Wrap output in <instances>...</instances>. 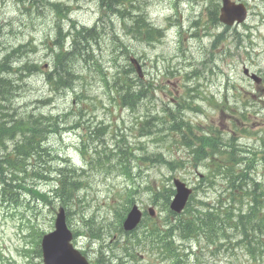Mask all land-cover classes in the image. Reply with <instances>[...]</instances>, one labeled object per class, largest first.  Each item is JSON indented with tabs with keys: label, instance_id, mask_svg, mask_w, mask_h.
<instances>
[{
	"label": "rangeland",
	"instance_id": "rangeland-1",
	"mask_svg": "<svg viewBox=\"0 0 264 264\" xmlns=\"http://www.w3.org/2000/svg\"><path fill=\"white\" fill-rule=\"evenodd\" d=\"M53 3L66 6L67 16L56 14ZM118 3L131 10V21L140 16L144 22L134 26L129 18L122 21L99 0H0V79L14 83L13 95L6 94L10 102L3 103L6 112L15 118L42 116L48 127L54 125L48 116L59 117L58 131L51 128L42 139L45 152L26 162L46 169L40 174L43 178L27 171L10 180L5 168L6 184L0 179V264H42L41 241L54 230L61 205L54 200L55 189L61 173L71 178L69 170L75 171L82 185L66 206L70 229L75 247L92 263L166 264L148 241L149 220L132 236L121 227L130 197L148 215L154 208L156 222L165 224L171 214L162 197L174 190L175 178L194 188L191 212L205 214L222 206L230 209L234 222L249 211L247 196L240 204L245 192L258 190L264 195V0L244 2L248 19L235 27L219 21L221 0ZM36 5H43L45 14L36 12ZM115 5L111 1L109 7ZM81 26L96 30L90 45V38L85 40L87 36L78 32ZM66 50L78 58L65 61ZM13 51L12 71L6 72L1 65ZM130 56L140 60L143 80L130 64ZM58 58L71 75L60 84L55 78L45 80L55 72ZM25 64L40 72L22 77L17 71ZM244 68L262 82L256 84ZM116 83L134 86L130 94L135 97H147L138 106H125L116 101V92L126 95L122 86L115 89ZM105 127L99 139H89ZM189 129L210 136L216 146L212 134L220 136L230 146L238 162L220 154L214 159L226 161L230 180L223 179V172L211 174V156L201 159L191 153L189 147L196 141L188 139ZM22 139L19 133L15 141L0 147L2 165ZM125 160L129 175L122 168ZM232 171H239L238 176ZM232 184L241 187L235 200L230 197ZM30 188L44 193L48 202ZM233 224L230 218L220 223L221 230L212 238L202 233L196 241L177 238L181 261L167 264H264V253L257 259L251 253L257 249L255 244L264 243V232L260 236L253 231V240L250 226L245 232L250 234L244 235Z\"/></svg>",
	"mask_w": 264,
	"mask_h": 264
},
{
	"label": "trees",
	"instance_id": "trees-1",
	"mask_svg": "<svg viewBox=\"0 0 264 264\" xmlns=\"http://www.w3.org/2000/svg\"><path fill=\"white\" fill-rule=\"evenodd\" d=\"M111 1H115V0H101V4L106 5L109 8ZM57 11H59V9ZM142 22H144V19L142 17L137 19L138 24ZM85 30L86 29L84 27H81V29H79L78 32H80L81 35L90 37V40H91V35L93 33H90L88 35L86 34L88 32ZM92 31L94 32L96 30L91 29L90 32ZM80 34L78 35V38L76 40L80 38L81 36ZM84 39L86 40V37H84ZM75 44H77V41H75ZM16 53L18 54V52ZM63 54L65 56L64 58L65 61L68 60L67 58H78V56L76 57L74 52H66ZM63 54H60V56H62ZM10 57L14 58L15 52H13V54H11ZM10 57L6 58L7 62L9 60L8 58ZM60 60L61 59L58 58V62L55 64V67L58 68V70H56L57 75L53 73L49 75L48 77L50 82H53V78H55L58 81L57 84L66 82L68 77L71 78V75L68 69L63 70L61 68L63 64ZM7 62L4 61L1 66L4 67L6 72H8L10 69L12 71V68L9 65L10 60L8 63ZM26 69H28V66L23 67L21 70L17 72L22 74L23 70H26ZM31 69L34 71V73L38 70L37 67H31ZM0 70H1V67H0ZM2 80L3 79H0V95L3 96L0 99V147H6V142L8 140L15 141V138L18 137L19 133H21V135L23 136V139L20 142L18 141L15 142L14 151L10 154L5 155L6 158L3 160V165L1 164L2 161L0 160V175H1L0 179L5 185L6 180L3 178L4 173H5V168L7 169V171H10V175H11L10 180H13L14 177H17V175L20 172L25 173L29 171V168H31L29 172H33L36 170V167L27 165L26 162L30 158H35L38 155H42L45 152L44 145L41 143L43 142L42 139L45 138V134L48 133L49 129L55 128V130L58 131L57 126L59 123V117H54V118H52L51 116L47 117L48 119L51 120V122H54V123H51V124H54L51 127L50 126L48 127L44 123H42L39 120L40 118L38 116H35L34 114L25 115V116H22L21 118H14L12 115H10V113L6 112L8 109L5 107V105H3L4 102H7L6 94H8L9 98L10 96L13 95V92L11 90L12 89L11 83L13 84V82H10V80L8 81H4V80L2 81ZM121 86H122L121 88L122 91H125L126 95L122 96L121 91L116 92L117 93L116 101L118 102L121 101L123 105L125 106L131 107L134 104L138 106V104L147 97L146 95L143 97L133 98L135 96L130 94V92L134 88V86H128L127 84L119 85L118 83H116L115 89L117 88L120 89ZM125 87H128L129 90H126ZM148 99L155 100V97L154 95H148ZM8 102H10V99ZM81 117H82V114H81ZM146 124L148 125L149 123H146ZM106 128L107 127L100 130L98 134H96V131H95L94 133L95 135H93L92 133L89 139L90 140H94L96 138L99 139L100 138L99 136H102L103 134H105ZM189 134L190 135L188 136V139L196 141L195 144H191L189 147V150L191 151L192 154H194V156L199 155V156H202L201 159H203L205 156L209 155L212 157V161H214L215 156L220 154L223 156L224 155L228 156V160L233 161L235 163L240 160L237 158V155L235 153L233 154L231 151H229L230 146L227 143L225 142L222 143V137L212 134V136H214L218 142L217 143L218 145L216 146L215 140H213V138H211L210 136L201 137L199 135H196L194 134L193 129H189ZM207 149L211 151L208 152ZM252 162H255V161L253 160ZM127 163H128V160H125V163L122 164V168L129 175L130 171L127 166ZM101 167H104V166L101 165ZM251 167L252 166L250 165L249 168L251 169ZM21 168H24V169L20 170ZM68 172H71V175H72L71 178L68 179L65 177L64 173H61V175L63 176H61V179L59 180L58 188L55 189V193L53 196L54 200L58 199L61 202V205L64 207H66L68 203H70L71 201L75 199L76 197L75 191L77 189H80V186H82L79 179H76L75 175L73 174L75 171L69 170ZM218 172L225 173L226 176H224L223 179L227 181V178H228L230 180V176L229 175L227 176L228 165L226 164L225 160L220 161V162H215V161L212 162L211 174L216 176L215 173H218ZM58 174H60V172ZM232 174H234V177H237L239 174V171H236V172L232 171ZM243 174H246V172L243 171ZM38 176L43 178L44 175L38 174ZM231 177H233V175H231ZM231 189H232V194L230 193V197L233 200H235L238 197L237 191H239L241 187L239 185L232 184ZM29 190L35 196L37 197L39 196V198L48 202L49 198L44 193L39 191L38 189L30 188ZM8 193L9 191H7V194ZM173 195H174V190L171 191V193L169 194L167 198L162 197L163 199L162 204L165 207V209L169 208L171 197ZM245 196H247L250 199L246 202V207L249 206V211L245 215H242V214L238 215L236 222L232 220L233 214L230 212L229 208H223L222 206L216 205L217 206L216 208H212V210H209L207 213L199 214V212H195V213L191 212L190 208H188L189 207L188 205L187 209L185 210V214L182 213L180 215H177L169 210V213L171 214V216L168 217L165 224L159 225L156 222V219L154 220L151 219L149 221V227L148 226L145 227L146 229H149L148 241L150 242L152 246H154L152 248L157 250L158 253H160L163 260H165L167 264L169 260L173 262L181 261L180 258H182V255L177 251L178 246H176L177 238H179L183 242H188L191 240L196 241V240H199V237H201L199 233L208 234L209 237L212 238L215 233L221 230L219 227V224L223 222L225 223V221L228 220V218L231 219V221L234 223L233 225L236 228L239 227L240 230H242L244 235H248L252 233L250 238L254 240L253 231L255 232L258 231L260 236L262 232H264V213L261 215V208L264 205V195L262 192L258 190L247 191L245 192V195L243 194L241 196L240 204L242 205L244 204L242 202V197H245ZM12 200L16 201V199H12ZM193 200H194V197L191 199L190 202H192ZM128 204H129L128 207H131L133 204H135L134 198L130 197L128 200ZM221 215H223V218H221ZM255 219L257 220L256 224L251 225L252 221H254ZM248 226L251 227V229L249 230L250 233L245 234V232H247ZM206 229L207 231H205ZM138 237L139 235L137 236V238ZM255 245L257 246V249L252 250L251 253H252V256L256 257L257 259L258 256L264 253V248H263L264 243L259 242Z\"/></svg>",
	"mask_w": 264,
	"mask_h": 264
},
{
	"label": "water",
	"instance_id": "water-1",
	"mask_svg": "<svg viewBox=\"0 0 264 264\" xmlns=\"http://www.w3.org/2000/svg\"><path fill=\"white\" fill-rule=\"evenodd\" d=\"M223 8L220 20L227 24L233 25L236 21L242 22L246 19V11L243 5H235L231 0H222ZM241 1V0H239ZM140 77L142 69L135 58L131 59ZM176 195L173 198L170 208L176 213H181L187 205L192 190L187 187L185 183L180 180H175ZM151 214L154 215L153 209H150ZM142 219V212L138 206H134L124 222V229L131 231L139 224ZM56 230L43 237L42 240V254L44 264H89L84 256L77 251L72 241V233L68 230L66 225V216L63 209L60 210L56 220Z\"/></svg>",
	"mask_w": 264,
	"mask_h": 264
},
{
	"label": "bare ground",
	"instance_id": "bare-ground-1",
	"mask_svg": "<svg viewBox=\"0 0 264 264\" xmlns=\"http://www.w3.org/2000/svg\"><path fill=\"white\" fill-rule=\"evenodd\" d=\"M18 1V0H17ZM120 1H122V3H124L125 1H127V0H115V7L113 8V9H111L110 7L108 8L106 5H104V6H106V8L109 10V11H111V13H112V15L114 16L115 15V17H119L122 21H126L128 18L130 19V21H131V18L133 17V14H132V12H131V10H128L127 8H124L120 3H118V2H120ZM33 2V1H32ZM99 2H100V4H101V0H99ZM21 3H22V1H21ZM131 3H135V2H131ZM102 5V4H101ZM57 8H56V14H61L62 16H67V13H68V10H67V8H66V6H64V5H58V6H56ZM34 9L36 8L37 9V11L36 12H41L42 14H40L41 16L43 15V14H45V9L43 10V5H36L35 7H33ZM35 9V10H36ZM59 9V11H57ZM131 9V8H130ZM34 11V10H33ZM47 11V10H46ZM50 13V12H49ZM52 13V12H51ZM48 15V14H47ZM46 15V16H47ZM51 15V14H50ZM49 15V16H50ZM48 17V16H47ZM137 19L138 18H141L140 16H137L136 17ZM143 18V17H142ZM137 19L135 20V21H131V23L135 26V24L137 25L138 23H137ZM101 26H103V25H101ZM81 27H83V26H81ZM100 27V26H99ZM104 27V26H103ZM86 30L85 31H87L88 33H86V34H90V33H93V31L92 32H90L91 31V29H94V28H91V27H84ZM88 28V29H87ZM97 28V27H96ZM58 30V29H57ZM101 30H102V32L104 31L105 33H106V29H105V27L104 28H101ZM59 31V30H58ZM99 33H101V32H99ZM66 34L67 33H64V35L66 36ZM98 34V33H97ZM96 34V35H97ZM73 35V34H72ZM71 36V35H70ZM100 36V35H99ZM103 37V36H102ZM90 38V37H89ZM88 37H86V40H88L89 39ZM60 39V38H59ZM97 39V38H96ZM61 41H63L62 39H61ZM91 40H90V42L89 43H87V45H90L91 44ZM96 42V41H95ZM96 44V43H95ZM23 48V47H22ZM46 51V50H45ZM14 52V51H13ZM13 52L11 53V54H13ZM66 52H70L69 50H66L64 53H66ZM44 53V52H43ZM46 53V52H45ZM10 54V55H11ZM10 55L9 56H7V57H10ZM48 55V54H47ZM44 56V55H43ZM6 57V58H7ZM56 57V56H55ZM54 57V58H55ZM5 58V59H6ZM9 59V58H8ZM10 60V59H9ZM9 60H8V62H9ZM7 62V63H8ZM25 66H28V69H26V70H24L23 71V73H22V77H25V76H29V75H32V74H34V71L31 69V67L29 66V65H27V64H25L24 65V67ZM36 67V66H35ZM38 68V67H37ZM56 70H58V68L57 67H55V74L57 75V72H56ZM36 72H40V69L38 68V70L36 71ZM76 73V72H75ZM75 78V77H74ZM16 79V78H15ZM3 80L4 81H8V79H6V78H3ZM45 80H48L49 81V78H48V76L45 78ZM22 81H25V80H23L22 79ZM10 82H13V81H10ZM50 82V81H49ZM16 83H17V81H16ZM19 83V82H18ZM8 84V83H7ZM14 84V83H13ZM25 84V83H24ZM6 85V84H5ZM30 85V84H29ZM10 86V85H9ZM11 87V86H10ZM15 89H17V88H15ZM5 96V95H4ZM10 96V95H9ZM138 96V95H137ZM137 96L136 97H133V98H137ZM141 96V95H140ZM140 96H138V97H140ZM11 97V96H10ZM131 97V96H130ZM8 98V97H7ZM140 99V98H139ZM132 100V99H131ZM8 102V101H7ZM13 103V102H12ZM8 105V104H7ZM41 110V109H40ZM42 113V112H41ZM38 116V115H37ZM5 117V116H4ZM38 117H42V116H38ZM15 118V117H14ZM53 118V117H52ZM4 119H6V118H4ZM43 119H44V117L43 118H40V121L41 122H43ZM152 119V118H151ZM7 120H8V118H7ZM50 120V119H49ZM55 120H56V118H55ZM54 120V121H55ZM64 120V119H63ZM153 120V119H152ZM51 121V120H50ZM51 123V122H50ZM64 123V122H63ZM62 127V126H61ZM60 128V127H59ZM96 131V130H95ZM96 133H97V131H96ZM94 135V134H93ZM31 170V168H29V171ZM46 172V169H44L42 166L41 167H36V170L35 171H33L32 173H37V174H41L42 172ZM254 178V177H253Z\"/></svg>",
	"mask_w": 264,
	"mask_h": 264
}]
</instances>
